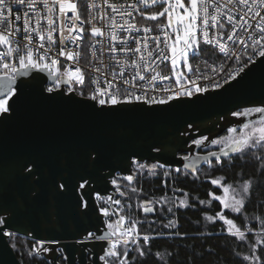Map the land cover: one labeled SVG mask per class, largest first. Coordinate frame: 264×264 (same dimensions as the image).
<instances>
[{
    "label": "snow or ice",
    "instance_id": "obj_1",
    "mask_svg": "<svg viewBox=\"0 0 264 264\" xmlns=\"http://www.w3.org/2000/svg\"><path fill=\"white\" fill-rule=\"evenodd\" d=\"M202 46L210 48L211 54H202ZM60 57L72 61L75 67H63ZM166 61L171 64L170 75ZM232 64L239 67L232 69ZM258 64L264 71V0H0V176L11 168L16 179L27 185L28 200L39 204L54 229L52 235L37 239L26 252H20L21 258L51 253L58 264H84L85 256L91 264H219L217 246L208 244L212 232L200 239L201 217L191 231L180 230L179 210L192 209L204 213L202 220L213 226L222 221L226 229L221 228V232L247 245L241 264H264V202L254 200L264 187V99L259 101L262 106L231 113L235 117L256 113L259 120L243 123L238 130L229 128L231 135L211 141L220 145L219 154L207 153V157L216 158L215 165L207 157H182L189 161L183 168L194 175L201 172L197 165L202 159L209 168L221 169L223 158L230 154V164L236 159L242 165L253 163L255 172L247 178L242 171L232 183H227L223 175L210 178L211 185L222 189L224 195L207 191V198L200 199L173 186V195L149 198L133 181L140 174L158 178L165 165L139 163L133 155L136 172L120 177L128 182L124 186L127 191L121 189L117 179L111 183L129 201L135 194L136 211L143 212V219L137 218L132 203L121 206L122 201L114 195H97L100 203L94 204L92 193L96 190L89 187L90 173L45 167L44 153L39 150L9 153L7 149L11 125L38 135L49 127L48 118L24 109L23 88L17 79L28 76L30 70L47 74V80L39 75L32 77L42 101L90 100L93 103L87 106L99 113L135 109L150 112L238 83L237 77L242 79L241 74L247 75ZM221 73L223 83L218 79ZM170 76L175 78L174 83ZM163 81H169V85L160 87ZM198 81L207 83L200 85ZM89 86L85 97L84 89ZM76 95L83 99L77 101ZM188 126L192 127L190 123ZM180 134L184 135L183 131ZM206 140V136L193 139L192 144L199 148ZM152 150L160 152L161 148L153 146ZM79 151L89 168H95L101 160L97 145L84 143ZM174 171L175 175L170 168L163 171V177L171 178L173 185L181 169ZM184 175L186 179L188 173ZM161 184L167 189V179ZM44 191L47 198L42 195ZM10 192L8 183L0 179V213L7 216L0 218V240L13 235L3 228L15 209ZM177 192L183 193V198L176 196ZM66 201L74 219L68 234L62 235L60 206ZM213 201L219 203L220 211L197 208V204L211 205ZM224 210L234 214L233 218H228ZM152 213L159 218L148 219ZM113 216L117 217L115 221ZM144 224L148 225L146 229ZM161 237L171 243L153 251L151 242ZM189 240L192 243H186ZM7 247L5 242V253ZM73 252L79 254V261ZM232 254L239 256L238 252ZM0 264L11 261L0 260Z\"/></svg>",
    "mask_w": 264,
    "mask_h": 264
},
{
    "label": "water",
    "instance_id": "obj_2",
    "mask_svg": "<svg viewBox=\"0 0 264 264\" xmlns=\"http://www.w3.org/2000/svg\"><path fill=\"white\" fill-rule=\"evenodd\" d=\"M247 71V70H246ZM43 76L46 73H37L30 70L26 77H18L17 84L23 88L24 109L40 114L49 120L47 131L34 134L24 128H15L8 132V152L19 150H39L44 153L45 167L52 169L80 170L91 174L90 188L93 203L97 204L96 196H115L111 181L116 176L133 174V155L139 163H160L165 168H180L192 174L191 170L184 169L183 156L207 157V153H198L202 149L212 147V140H217L228 129H240L243 123L259 120V114L249 117H235L233 111L243 110L245 107H259V101L264 99V71L258 64L247 75L237 77L238 83L231 82L191 101H173L171 107H162L160 110L145 112L140 109L123 110L116 112H94L86 101L76 103L66 99L54 98L42 101L36 92L33 76ZM77 101L82 100L76 95ZM189 123L192 127H189ZM183 131L184 135H181ZM208 137L204 146L192 144L193 139ZM84 143L94 144L101 149V160L95 168H89L79 151ZM153 146H159L160 152L153 151ZM219 154V150H213ZM224 157L223 159L231 158ZM211 162L215 157H207ZM207 163L202 159L197 165L202 168ZM10 189V201L14 202L15 209L11 220L3 226L4 230L32 241L53 234V226L49 224L40 211L39 204L28 200L27 185L20 183L11 168L0 176ZM47 198L48 193H42ZM153 214V213H152ZM148 214V215H152ZM0 218H7L0 213ZM61 222L59 229L62 235H67L73 225V216L69 202L60 206ZM10 237L0 240V260L11 261V264H21L10 242ZM7 243V252H4V243ZM79 261V254L73 252ZM98 259L97 257H93ZM43 259L52 264H58L52 259V254H44ZM84 264H91L85 256Z\"/></svg>",
    "mask_w": 264,
    "mask_h": 264
},
{
    "label": "trees",
    "instance_id": "obj_3",
    "mask_svg": "<svg viewBox=\"0 0 264 264\" xmlns=\"http://www.w3.org/2000/svg\"><path fill=\"white\" fill-rule=\"evenodd\" d=\"M206 50L203 49V54ZM87 96V92H85V97ZM221 138V137H220ZM220 145H214L210 151L213 150H219ZM209 152V151H206ZM229 159H223L224 160V167L221 169L219 166H216V168H209L208 164L203 165L201 168V172L198 174H190L188 172H185L181 170V175L179 179L175 182L173 185V181L171 178H164L163 177V171L168 170L169 168H164L160 170V176L158 178L150 177L147 174H140L137 178L134 179L133 183L135 186L139 189L142 188L144 194H146L149 198H155L159 197L160 195H163L167 193L168 195H173L171 189L173 186L176 188H181L185 192H189L191 196L195 197L199 195L200 199H206V192L207 191H215L217 195H222L223 191L222 189H217L216 186L211 185L210 178L213 176H220L223 175L226 177L227 183H232L234 181H237L239 179V173L242 171L244 178H247L250 175H253L255 172V165L253 163L243 164L239 159L235 160L234 164L229 163ZM213 165H215L216 161L211 162ZM144 164H150L148 162H145ZM173 170V175H175V169L170 168ZM134 172H136L135 165L133 166ZM208 173V176H205L203 173ZM185 173H188L187 178L185 179ZM258 175V173H256ZM197 176L199 178H197ZM120 177L123 176H116L115 179L118 180V182L121 185V189L124 191H127V189L124 187L127 185V181L120 179ZM167 179L168 187L165 189L163 185L161 184V180ZM194 182V183H193ZM176 196H179L183 198V193L177 192L175 193ZM133 199L127 200L126 197L118 196L117 199H120L122 201L121 206H125L127 203H132L133 205V211L135 212L137 218L143 219L144 214L142 211H136V204L138 203L137 199L135 198V194H132ZM254 200H259L264 202V187L261 188V190L256 193L254 196ZM190 203L192 201H189ZM120 207V206H117ZM251 207V206H250ZM198 209L203 208H211L212 212L220 211L221 206L218 202L213 201L211 205H199L197 204ZM264 211V209H261ZM228 218H233L234 214H228L227 210H224ZM204 213L200 211H193L192 209H180L178 212V215L180 217V230L185 231L189 230L191 231L195 226L197 222V218L201 217L200 221V231L203 233L201 236V241L204 240L205 237H207L209 231L212 232L213 239L208 241L209 245H216L218 255L221 258L219 261V264H241L242 258L244 255H247V245H240L239 241H236L234 238L228 237L226 232H221V228H225L226 226L223 225L222 221H217L215 225L213 226L210 222L202 220V215ZM212 214V213H209ZM259 214V211L256 213ZM159 218L157 213H153L152 215H148V219H155ZM241 219H244L246 221V217H242ZM251 226V225H249ZM144 229L148 227L147 224H144L142 226ZM258 227V226H257ZM167 231V230H164ZM255 236V229L252 234V237ZM9 242L11 246L14 244L16 247L14 249L15 254L20 261L21 264H48L41 256L37 257H28L25 255L23 258L20 256V252L26 250L33 244H35V241L14 235L13 237H10ZM179 242V241H178ZM152 249L153 251H156L157 248L160 250H163L164 247L167 244H170L171 241L167 240L166 238H158L154 239L152 242ZM186 243H192V241H187ZM233 252H238L239 256L234 257ZM148 264H153L152 261H149ZM247 264V262H245Z\"/></svg>",
    "mask_w": 264,
    "mask_h": 264
},
{
    "label": "built area",
    "instance_id": "obj_4",
    "mask_svg": "<svg viewBox=\"0 0 264 264\" xmlns=\"http://www.w3.org/2000/svg\"><path fill=\"white\" fill-rule=\"evenodd\" d=\"M202 47H203V49L206 50L205 53L207 55L211 54L212 50L210 48H208L207 46H202ZM244 58L246 59V56ZM59 61H60V64L63 65V67H68V68H74L75 67L74 63L72 61H68L66 59V57H60ZM165 63L168 65V74L170 75V70H171L170 61H166ZM219 63H220V61H217V65H219ZM60 64H58V66H60ZM236 67H239V65L232 64V69H235ZM223 78H224V73H221L220 77H218V79L220 80V83H223ZM170 79L174 83L175 78L170 76ZM206 83H207V81H198V84H200V85H204ZM168 85H169V81H163V82L160 83V87H165V86H168ZM188 86L191 87V85H188ZM77 87H79V86H77ZM91 87L92 86H89V87H86L84 89V91L87 92V95H88L89 91L91 90ZM150 94H154V93H150ZM97 202L100 203V201H97ZM105 206H107V205H105ZM112 219L115 221L116 220L115 216H113Z\"/></svg>",
    "mask_w": 264,
    "mask_h": 264
},
{
    "label": "flooded vegetation",
    "instance_id": "obj_5",
    "mask_svg": "<svg viewBox=\"0 0 264 264\" xmlns=\"http://www.w3.org/2000/svg\"><path fill=\"white\" fill-rule=\"evenodd\" d=\"M229 135H231L230 133H225L222 137H228ZM214 146V145H213ZM212 146V147H213ZM212 147H209V148H206V149H202V150H200V151H198V153H207L206 151H210V149H212ZM113 193L115 194V198L117 199L118 198V196H119V193H117L116 192V190H115V187H114V189H113ZM97 201V200H96ZM97 204H99L98 202H97ZM113 208H116L117 206H115V205H113L112 206ZM115 219H117V217L115 216ZM42 258H43V256H41ZM47 262V261H46ZM48 264H52L51 262H47Z\"/></svg>",
    "mask_w": 264,
    "mask_h": 264
},
{
    "label": "rangeland",
    "instance_id": "obj_6",
    "mask_svg": "<svg viewBox=\"0 0 264 264\" xmlns=\"http://www.w3.org/2000/svg\"><path fill=\"white\" fill-rule=\"evenodd\" d=\"M203 48V47H202ZM170 67H171V64H170ZM222 195H224V193L222 194ZM126 223H127V221H126ZM14 235H12L11 237H13ZM10 239V238H9Z\"/></svg>",
    "mask_w": 264,
    "mask_h": 264
}]
</instances>
